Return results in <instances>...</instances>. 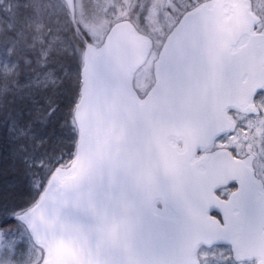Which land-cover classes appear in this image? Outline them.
<instances>
[{"label":"water","instance_id":"1","mask_svg":"<svg viewBox=\"0 0 264 264\" xmlns=\"http://www.w3.org/2000/svg\"><path fill=\"white\" fill-rule=\"evenodd\" d=\"M64 1L81 35L75 0ZM260 21L251 0L189 10L168 34L144 97L134 77L152 50L148 35L125 19L102 43L86 41L74 159L15 216L43 250L38 264H201L202 245H230L236 262L264 264L254 155L237 159L221 148L196 157L236 130L229 110L258 114ZM233 181L237 190L221 199L216 190Z\"/></svg>","mask_w":264,"mask_h":264},{"label":"trees","instance_id":"2","mask_svg":"<svg viewBox=\"0 0 264 264\" xmlns=\"http://www.w3.org/2000/svg\"><path fill=\"white\" fill-rule=\"evenodd\" d=\"M94 3H86L88 17L102 15L99 1ZM84 45L63 0H0V215L7 226L4 231L10 228L26 238L14 214L36 201L54 167L68 163L75 152L73 114L80 96Z\"/></svg>","mask_w":264,"mask_h":264},{"label":"rangeland","instance_id":"3","mask_svg":"<svg viewBox=\"0 0 264 264\" xmlns=\"http://www.w3.org/2000/svg\"><path fill=\"white\" fill-rule=\"evenodd\" d=\"M94 1L76 0V4L78 23L92 40H96L95 42H100V37L105 35L106 28L111 21L128 15L136 20L144 32L150 33L157 41L161 42L165 34L178 20L177 18L186 8L193 6L198 0H97L100 3L98 11L102 15L99 16V13H95L96 16L88 17L86 3L95 4ZM256 6L261 12H264V0H257ZM152 59H154L153 52L150 60L152 61ZM152 77V67L148 63L136 73L135 86L140 93L149 89ZM261 97L262 94L258 96V99ZM259 105L263 116L257 120L252 116L241 119L239 129L241 133L252 137V143L256 145L261 155V167L264 174V99ZM237 138L238 135L234 134L218 142L226 143L231 149L237 150L238 145L234 142ZM6 216H8L7 213ZM1 217L0 215V233L3 235V244L0 247V264L28 263L33 256L31 245L24 235H20L13 229L6 228L4 231L3 229L7 226ZM13 231L14 233H12ZM200 256L203 264H239L232 260L230 247L227 246L202 248Z\"/></svg>","mask_w":264,"mask_h":264},{"label":"flooded vegetation","instance_id":"4","mask_svg":"<svg viewBox=\"0 0 264 264\" xmlns=\"http://www.w3.org/2000/svg\"><path fill=\"white\" fill-rule=\"evenodd\" d=\"M219 141V140H218ZM218 141H216L215 144H213L211 146V148L208 150V152H206L205 150L201 149L197 152L196 157L197 158H201L202 156H204L205 154H208L210 152L215 151L217 148L221 147V146H225L222 144L217 143ZM244 143L242 144V142L240 140H238V144H239V148H241V153H237L236 156L238 157H245L247 155L248 150H250L251 146H249L247 148V144H245V142H247V138L243 139ZM226 144V143H225ZM227 147V146H226ZM256 167L259 170V161L256 163ZM237 188L235 183H229L227 186L220 188L219 190H217L218 195H220L223 199H226L228 197V195L234 191Z\"/></svg>","mask_w":264,"mask_h":264}]
</instances>
